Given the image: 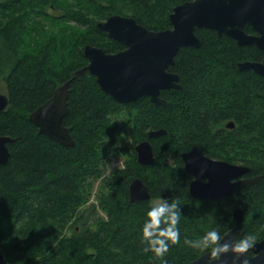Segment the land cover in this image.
<instances>
[{
    "label": "trees",
    "instance_id": "16d2710c",
    "mask_svg": "<svg viewBox=\"0 0 264 264\" xmlns=\"http://www.w3.org/2000/svg\"><path fill=\"white\" fill-rule=\"evenodd\" d=\"M188 1L77 0L72 9L69 0H0V85L8 98L0 136L14 139L7 163L0 164L5 264H160L143 251L140 238L146 212L159 198L178 200L181 212L180 243L170 246L167 264H188L205 254L183 242L211 229L223 235L237 226V238L255 233L264 239V77L237 67L261 60L256 47L196 29L201 44L176 54L170 71L179 76L180 88L160 92L165 105L147 97L117 103L84 72L70 84L62 122L72 147L39 134L28 120L87 64L86 45L111 53L123 49L97 29L98 22L120 15L164 31L171 28L172 9ZM49 4L62 15L48 13ZM227 121L232 129L225 128ZM158 130L165 134L148 138ZM146 140L154 161L140 165L134 146ZM194 146L210 158L247 167V177L258 180L218 200L193 199L179 154ZM171 157L173 164L164 161ZM117 158L122 166L106 174ZM134 179L145 185L148 200L129 201ZM96 182L95 203L89 204ZM235 209L241 210L238 221Z\"/></svg>",
    "mask_w": 264,
    "mask_h": 264
},
{
    "label": "water",
    "instance_id": "95a60500",
    "mask_svg": "<svg viewBox=\"0 0 264 264\" xmlns=\"http://www.w3.org/2000/svg\"><path fill=\"white\" fill-rule=\"evenodd\" d=\"M168 19L171 28L157 32L147 30L131 17L120 15L98 22L97 29L125 49L110 54L103 48L86 45L83 55L87 64L74 71L45 103L29 114L28 120L36 126L38 133L62 146H73V138L62 122L68 113L70 84L84 72L92 75L99 88L117 103L129 104L147 97L155 105H165L160 92L180 88L179 76L170 71L176 54L182 47L198 48L201 44L196 29L212 30L218 37L235 40L238 46L254 45L264 53V0H191L175 6ZM246 25L258 35L246 34ZM237 67L264 77V58L260 62L238 63ZM7 106V95L0 92V111ZM163 134V130L149 131L147 136L152 139ZM13 143V138L0 136L1 165L7 163V146ZM134 151L140 165H150L154 161L152 146L147 140L135 145ZM180 158L185 172L193 177L188 186L193 199L218 200L231 195L236 186H249L258 180L240 179L249 171L247 167L209 159L196 146L180 154ZM128 196L130 202L150 198L140 179L131 181ZM232 215L238 221L241 210L235 209ZM237 232L238 227H233L228 231L229 237H236ZM252 252L264 253V239L258 241ZM208 259L205 253L188 264H207ZM0 264H5L2 254ZM217 264H232V258L222 257ZM251 264H264V260H253Z\"/></svg>",
    "mask_w": 264,
    "mask_h": 264
},
{
    "label": "clouds",
    "instance_id": "9594fccd",
    "mask_svg": "<svg viewBox=\"0 0 264 264\" xmlns=\"http://www.w3.org/2000/svg\"><path fill=\"white\" fill-rule=\"evenodd\" d=\"M180 219V206L176 199L170 202L159 198L151 203L146 212L140 233L143 251L151 253L160 264H167L165 256L170 246L180 243ZM183 243L190 249L207 253V264H217L222 257L228 256H231L232 264H251L253 260H264V253L252 252L258 243L255 233L230 238L228 232L221 235L218 230L211 229L197 239L185 238Z\"/></svg>",
    "mask_w": 264,
    "mask_h": 264
},
{
    "label": "flooded vegetation",
    "instance_id": "af4514ba",
    "mask_svg": "<svg viewBox=\"0 0 264 264\" xmlns=\"http://www.w3.org/2000/svg\"><path fill=\"white\" fill-rule=\"evenodd\" d=\"M71 3H72V9H75L76 8V1L77 0H69ZM74 3V4H73ZM47 9H48V13H50V14H61L62 15V11L61 10H59L58 8H56L55 6H53L52 4H49L48 5V7H47ZM105 21V20H104ZM102 22V21H101ZM69 23H74V22H72V21H70ZM244 32L246 33V34H248V35H258L255 31H253L252 30V28L251 27H249L248 25H246L245 27H244ZM107 35V34H106ZM233 40V39H232ZM233 41H235V40H233ZM235 43H236V41H235ZM237 45V44H236ZM90 46H92V45H90ZM246 46H254V45H246ZM93 47H96V48H103V47H97V46H93ZM254 47H256V46H254ZM257 48V47H256ZM103 49H105L106 50V52L107 53H110V54H115V53H111V52H108L107 51V49L106 48H103ZM125 49V47L123 46V49H121L120 51H122V50H124ZM258 49V48H257ZM260 50V49H259ZM261 51V50H260ZM119 52V51H118ZM262 52V51H261ZM117 53V52H116ZM262 58H261V60H259V61H250V60H246V61H250V62H260V61H262V59L264 58V53L262 52ZM242 62H245V61H242ZM242 62H239V63H242ZM238 64V63H237ZM252 71V70H251ZM234 127V123H233V121H227L226 123H225V128H227V129H232ZM195 147V146H194ZM193 147H191L189 150H186V151H184V152H182V153H186V152H189L191 149H192ZM200 150V149H199ZM135 152V151H134ZM200 152L202 153V155H204L205 157H207V158H209V159H212V160H217V161H221V160H218V159H214V158H210V157H208V156H206L201 150H200ZM182 153H180V154H182ZM180 154H179V158H180ZM136 155V154H135ZM153 158H154V153H153ZM137 160V159H136ZM174 157H171V159L170 158H166L164 161H166V162H170V163H174ZM180 161H181V163H182V166H183V162H182V160H181V158H180ZM223 162H225V161H223ZM228 163V162H227ZM230 164H233V163H230ZM235 165H237V164H235ZM238 165H240V164H238ZM245 167V166H244ZM183 170H184V167H183ZM184 172H185V170H184ZM186 173V172H185ZM187 174V173H186ZM187 176H188V183H187V189H188V186H189V183L193 180V177L192 176H190V175H188L187 174ZM240 179H252V178H248L247 177V173L246 174H244L243 176H241V178ZM242 186V185H241ZM237 187V186H236ZM246 187V186H245ZM189 193V192H188Z\"/></svg>",
    "mask_w": 264,
    "mask_h": 264
},
{
    "label": "rangeland",
    "instance_id": "374dc122",
    "mask_svg": "<svg viewBox=\"0 0 264 264\" xmlns=\"http://www.w3.org/2000/svg\"><path fill=\"white\" fill-rule=\"evenodd\" d=\"M38 19H40V17H38L36 20H38ZM0 89H1L0 92H2V93H5L6 92L5 91V86H4L3 82H1ZM121 164H122V159L121 158L112 159L109 162L108 166H107L108 167L107 168L108 170L106 171V174H108L109 172H111V171H113V170L121 167L122 166ZM97 187H98V182H96L94 184V186H93L92 196H91L90 200L88 201L89 204L95 203L94 202V196H95V193L97 192ZM100 215L103 216V214H100Z\"/></svg>",
    "mask_w": 264,
    "mask_h": 264
}]
</instances>
